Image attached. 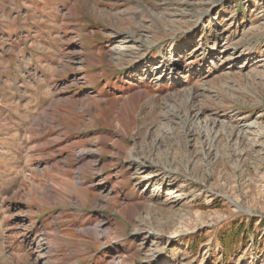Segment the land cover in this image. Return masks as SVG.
Returning a JSON list of instances; mask_svg holds the SVG:
<instances>
[{
    "label": "rangeland",
    "instance_id": "obj_1",
    "mask_svg": "<svg viewBox=\"0 0 264 264\" xmlns=\"http://www.w3.org/2000/svg\"><path fill=\"white\" fill-rule=\"evenodd\" d=\"M0 264H264V0H0Z\"/></svg>",
    "mask_w": 264,
    "mask_h": 264
},
{
    "label": "bare ground",
    "instance_id": "obj_2",
    "mask_svg": "<svg viewBox=\"0 0 264 264\" xmlns=\"http://www.w3.org/2000/svg\"><path fill=\"white\" fill-rule=\"evenodd\" d=\"M211 62H212L213 65H215V61L213 59H211Z\"/></svg>",
    "mask_w": 264,
    "mask_h": 264
},
{
    "label": "trees",
    "instance_id": "obj_3",
    "mask_svg": "<svg viewBox=\"0 0 264 264\" xmlns=\"http://www.w3.org/2000/svg\"><path fill=\"white\" fill-rule=\"evenodd\" d=\"M225 235H226V234H225ZM225 235H224V236H225ZM229 237H230L229 235H226V237H224V238L226 239V238H229Z\"/></svg>",
    "mask_w": 264,
    "mask_h": 264
}]
</instances>
